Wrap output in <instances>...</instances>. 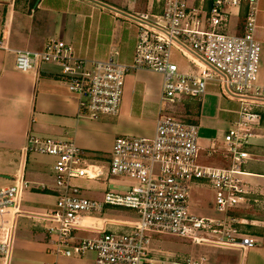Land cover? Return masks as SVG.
I'll list each match as a JSON object with an SVG mask.
<instances>
[{"label":"built area","instance_id":"obj_1","mask_svg":"<svg viewBox=\"0 0 264 264\" xmlns=\"http://www.w3.org/2000/svg\"><path fill=\"white\" fill-rule=\"evenodd\" d=\"M261 1L146 0L149 12L126 15L137 27L130 63L112 57L91 61L71 43L55 38L39 50H12L21 72L36 71L47 62L59 65L62 79L79 99L81 116L91 119L119 114L124 81L131 72L160 74L162 91L152 138L118 136L112 145L110 174L128 177L133 184L105 190L102 199L84 196L89 188L79 180H99L104 168L88 162L73 140L27 136L26 154L55 158L53 182L35 185L21 174L0 187V264H9L22 195L32 189L56 196L47 212L34 214L36 220L50 223L45 232L54 237L55 259L47 264H76L88 252L95 254L94 264H206L203 258H164L162 251L150 247L152 233L242 250L259 243L250 227L255 223L236 212L264 208V193L247 181L245 170L254 138L264 134V85L258 80L262 45L257 38ZM232 16L237 23L229 32ZM0 49L11 50L2 33ZM172 50L188 60L190 69L172 60ZM210 82H218L229 99L240 103L237 118L223 134L229 164L222 167L198 161L199 123L163 107L200 100ZM197 183L215 190L222 218L191 213L190 190ZM108 208L129 212L124 218L96 215ZM82 231L93 236H80Z\"/></svg>","mask_w":264,"mask_h":264},{"label":"crops","instance_id":"obj_2","mask_svg":"<svg viewBox=\"0 0 264 264\" xmlns=\"http://www.w3.org/2000/svg\"><path fill=\"white\" fill-rule=\"evenodd\" d=\"M139 1L0 0V33L11 49H0V173L7 174L4 177L10 179V184L21 174L35 185L53 182L52 169L42 166L45 159L25 153L28 135L73 140L85 154H100L103 157L111 151L113 142L119 135H154L162 91L160 74L147 70L129 73L124 81L119 114L91 119L81 116L79 99L62 79L59 65L47 62L40 64L36 71L21 72L15 68V54L12 51L39 50L49 39L55 38L71 43L80 56L91 61L112 57L119 62L130 63L137 42V27L126 13L131 6H137ZM259 6L260 28L264 0ZM258 36L257 34L260 41ZM207 94L209 91L203 98ZM212 96L219 101L218 95ZM210 104L207 105V114L204 113L206 105L201 104L197 120L203 115L215 117L218 108L216 105L211 107ZM220 110L223 119L227 120L230 114L234 119L237 118L238 108L231 110L221 107ZM212 144L217 150L214 140L210 141L208 149L214 150L211 148ZM200 152H204V147H201ZM228 164L225 151L224 161L212 166L222 167ZM263 165L264 134L254 138L251 156L245 164V170L249 173L247 181L264 193ZM79 183L83 186L85 180H79ZM35 195L53 196L38 189L25 191L19 218H30L31 215L36 217L34 214L41 213L27 211L28 209L51 208L52 202L41 200L42 197L35 198ZM252 211L253 213L247 214L255 223L251 230L258 232L259 243L264 247V208L258 206ZM14 253L13 248L9 264L16 261ZM42 253L38 264H47L55 259L51 253ZM75 262L78 264V261Z\"/></svg>","mask_w":264,"mask_h":264},{"label":"rangeland","instance_id":"obj_3","mask_svg":"<svg viewBox=\"0 0 264 264\" xmlns=\"http://www.w3.org/2000/svg\"><path fill=\"white\" fill-rule=\"evenodd\" d=\"M108 1V0H105ZM133 1V0H130ZM108 6V5H107ZM118 7H121L119 5ZM149 12V7L147 6L146 0H140L137 6H131L126 15L130 14H138L141 12ZM262 20L260 22L261 27L257 28V34L259 35L260 43L262 45V56L260 62L259 69V82L264 85V14L261 16ZM237 23L236 16H232L229 24V32H232ZM262 31V32H261ZM259 32H261L259 34ZM172 60L181 68V69H190V65L188 60L182 56L176 50H172ZM209 94L205 98H201V104L206 105L204 107V113L207 114V105H212L218 110L216 111L215 117H210L207 115H203V117H199L198 120L196 116L191 115L188 109H186V105L179 104H171L165 103L164 110L169 111L174 115H179L185 119H193L198 121L200 125L199 129V146L204 147V152L199 154V162L205 165H219L224 161L225 156V147L222 141L223 134L226 130H228L234 121V117L232 114L226 119H223V114L221 113L220 108L224 107L226 109H237L240 108V103H238L237 99H229L228 93L224 92L223 87L218 82H210L208 85ZM207 93V92H206ZM211 93V94H210ZM212 95H218L219 101L217 102V98ZM224 99V100H222ZM237 107V108H236ZM211 109V108H210ZM237 110V111H238ZM229 112V111H228ZM198 117V116H197ZM233 117V118H232ZM101 119L105 118L104 116L100 117ZM264 122V115H263ZM124 137L131 138H141L143 136H133V135H119ZM118 137V136H117ZM144 138H152L144 137ZM214 140L217 145V150H209L208 145L210 141ZM27 144V143H26ZM26 146V145H25ZM209 152L211 153L209 155ZM32 156L39 155L41 158L45 160L42 161V166H46L48 169H52L54 165L55 158L47 155L37 154V153H29ZM111 157V151L101 156L100 154H91L86 153V159L88 162L102 165L104 168V173L99 180H87L81 179V181L85 180V187L90 190H83V195L86 197L98 198L102 199L104 196L105 190L111 191H120L122 188H126L133 184V181L125 176H116L112 175L108 169V161ZM257 158V157H256ZM261 159V158H259ZM226 160V159H225ZM215 163V164H214ZM264 167V165H263ZM53 172V169H52ZM4 175L0 173V187L10 184V179L5 178ZM264 181V179H262ZM83 185V186H84ZM104 185L106 188L104 189ZM115 187H118L116 189ZM38 194V193H36ZM52 197H47L45 195H35V198L42 197L44 201H50L51 207H53L56 203V196L54 194ZM215 190L207 184L197 183L192 186L190 190V211L193 214L198 216H204L209 218H222V212H219L217 209ZM49 207L32 210L28 209L27 211H40L41 213L47 212ZM257 210V209H256ZM128 209L121 210L119 208H108L100 217H116V218H124L126 213H128ZM246 212L253 213L252 210L247 209ZM238 215H247L245 212H236ZM254 214H257L255 212ZM259 215V213H258ZM32 215L29 217H18L17 220V228L15 232V241H14V264H38L41 262V254L42 252L51 253L52 250V240H54L53 236H49L45 229L50 225V223L33 219ZM253 229V226H250ZM257 228V227H254ZM260 231V229H256ZM254 234H258V232L252 231ZM80 236L91 237L92 233L89 232H79ZM150 247L155 250L162 251V256L166 257H192L196 259L203 258L206 264H264V247L262 243H258L253 248H247L245 250L239 248H230V247H221L214 246L209 244L198 245L195 244L191 239H187L184 237H180L173 234L168 233H152L151 244ZM13 251V250H12ZM95 254L93 252H88L81 259H78V264H94ZM1 262V261H0ZM70 262V261H69ZM13 263V262H12ZM70 264H74L70 262Z\"/></svg>","mask_w":264,"mask_h":264},{"label":"trees","instance_id":"obj_4","mask_svg":"<svg viewBox=\"0 0 264 264\" xmlns=\"http://www.w3.org/2000/svg\"><path fill=\"white\" fill-rule=\"evenodd\" d=\"M185 105H186V109H188L191 115H194L196 117L199 116L200 106H201L200 100H190V101H187ZM188 120L195 121L193 119H188Z\"/></svg>","mask_w":264,"mask_h":264}]
</instances>
